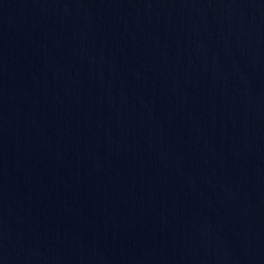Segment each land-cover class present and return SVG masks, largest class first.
<instances>
[{"label":"water","instance_id":"95a60500","mask_svg":"<svg viewBox=\"0 0 264 264\" xmlns=\"http://www.w3.org/2000/svg\"><path fill=\"white\" fill-rule=\"evenodd\" d=\"M0 264H264V0H0Z\"/></svg>","mask_w":264,"mask_h":264}]
</instances>
